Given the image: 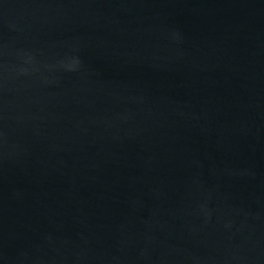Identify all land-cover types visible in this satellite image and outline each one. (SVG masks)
<instances>
[{
	"label": "water",
	"instance_id": "95a60500",
	"mask_svg": "<svg viewBox=\"0 0 264 264\" xmlns=\"http://www.w3.org/2000/svg\"><path fill=\"white\" fill-rule=\"evenodd\" d=\"M0 264H264V0H0Z\"/></svg>",
	"mask_w": 264,
	"mask_h": 264
}]
</instances>
